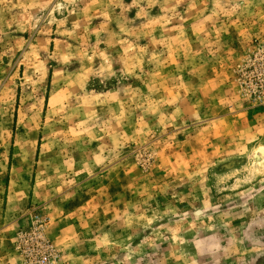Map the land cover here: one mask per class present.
Listing matches in <instances>:
<instances>
[{
  "label": "rangeland",
  "instance_id": "obj_1",
  "mask_svg": "<svg viewBox=\"0 0 264 264\" xmlns=\"http://www.w3.org/2000/svg\"><path fill=\"white\" fill-rule=\"evenodd\" d=\"M260 146L264 0H0L4 264L34 212L56 264H226Z\"/></svg>",
  "mask_w": 264,
  "mask_h": 264
},
{
  "label": "crops",
  "instance_id": "obj_2",
  "mask_svg": "<svg viewBox=\"0 0 264 264\" xmlns=\"http://www.w3.org/2000/svg\"><path fill=\"white\" fill-rule=\"evenodd\" d=\"M244 226L245 224L242 223V225L240 226H235L234 230L238 227H242L244 230ZM14 229V225H5V227L0 226V264L12 262V260H7L8 255L5 254L6 251H4V249H8L9 252H13V243L10 240V242L5 240V238L8 237V235H10ZM246 230H248L249 236H251V240L236 239L234 240V242L232 241V243H228V240H220V243L218 245L219 251H221L222 247L226 249L228 245L231 244V246L228 247L231 250V252L229 251L230 258L227 263L225 262L226 264H264V222L260 224H250ZM217 257L218 260L214 258L212 259L213 262H210L211 260H209L201 263L223 264L224 255L220 254Z\"/></svg>",
  "mask_w": 264,
  "mask_h": 264
},
{
  "label": "built area",
  "instance_id": "obj_3",
  "mask_svg": "<svg viewBox=\"0 0 264 264\" xmlns=\"http://www.w3.org/2000/svg\"><path fill=\"white\" fill-rule=\"evenodd\" d=\"M50 221L49 216L34 212L30 229L18 235L16 248L22 254L25 264H56L59 261V250L47 237Z\"/></svg>",
  "mask_w": 264,
  "mask_h": 264
},
{
  "label": "bare ground",
  "instance_id": "obj_4",
  "mask_svg": "<svg viewBox=\"0 0 264 264\" xmlns=\"http://www.w3.org/2000/svg\"><path fill=\"white\" fill-rule=\"evenodd\" d=\"M261 155H263L264 156V147H262L261 149H260V152H259Z\"/></svg>",
  "mask_w": 264,
  "mask_h": 264
},
{
  "label": "water",
  "instance_id": "obj_5",
  "mask_svg": "<svg viewBox=\"0 0 264 264\" xmlns=\"http://www.w3.org/2000/svg\"><path fill=\"white\" fill-rule=\"evenodd\" d=\"M260 147H262V146H260ZM260 147H259V148H260Z\"/></svg>",
  "mask_w": 264,
  "mask_h": 264
}]
</instances>
